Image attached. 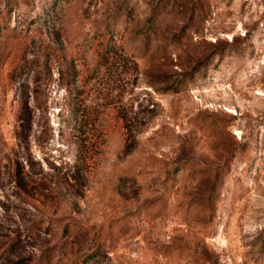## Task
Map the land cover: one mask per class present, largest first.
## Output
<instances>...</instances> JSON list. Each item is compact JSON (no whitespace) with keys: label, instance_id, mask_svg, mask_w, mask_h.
<instances>
[{"label":"rangeland","instance_id":"rangeland-1","mask_svg":"<svg viewBox=\"0 0 264 264\" xmlns=\"http://www.w3.org/2000/svg\"><path fill=\"white\" fill-rule=\"evenodd\" d=\"M99 36L154 103L133 142ZM60 218L86 264H264V0H0V239L24 263Z\"/></svg>","mask_w":264,"mask_h":264},{"label":"trees","instance_id":"trees-1","mask_svg":"<svg viewBox=\"0 0 264 264\" xmlns=\"http://www.w3.org/2000/svg\"><path fill=\"white\" fill-rule=\"evenodd\" d=\"M89 47L95 57L94 66L89 71L90 76L98 78L105 90L102 99L107 98L108 92L112 93L110 103H105L104 100L103 116L105 119L114 120L122 131L125 143L128 140L133 142L148 124L143 109L147 108L149 104L154 106L148 94L146 97H141L140 100L139 96L133 95V90L142 76L138 65L132 56L125 53L121 43L111 37L99 36L97 40L89 42ZM224 166V164L215 166L216 176ZM64 219H57V222H62ZM78 232L82 233L80 237L84 238L83 243L86 241L89 245H93L84 226L65 220L61 225L58 238L48 240L40 245L37 250L35 249L37 254L32 255L28 261L24 260V263L22 257L9 252L12 242L0 239V264H86V259L98 257L100 252L98 246L80 249L83 244L81 239L79 242L77 241ZM257 240L264 251V224L258 230Z\"/></svg>","mask_w":264,"mask_h":264}]
</instances>
